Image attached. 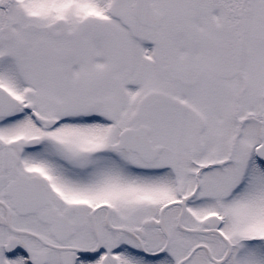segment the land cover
Wrapping results in <instances>:
<instances>
[{
    "label": "snow or ice",
    "instance_id": "obj_1",
    "mask_svg": "<svg viewBox=\"0 0 264 264\" xmlns=\"http://www.w3.org/2000/svg\"><path fill=\"white\" fill-rule=\"evenodd\" d=\"M0 264H264V0H0Z\"/></svg>",
    "mask_w": 264,
    "mask_h": 264
}]
</instances>
